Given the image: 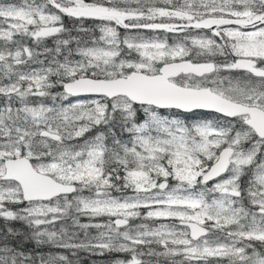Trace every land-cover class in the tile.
I'll return each mask as SVG.
<instances>
[{"label":"snow or ice","instance_id":"snow-or-ice-1","mask_svg":"<svg viewBox=\"0 0 264 264\" xmlns=\"http://www.w3.org/2000/svg\"><path fill=\"white\" fill-rule=\"evenodd\" d=\"M0 220V264H264V0H0Z\"/></svg>","mask_w":264,"mask_h":264},{"label":"trees","instance_id":"trees-1","mask_svg":"<svg viewBox=\"0 0 264 264\" xmlns=\"http://www.w3.org/2000/svg\"><path fill=\"white\" fill-rule=\"evenodd\" d=\"M3 225H4V221L3 220H0V228H2ZM13 226L14 227H20L19 224H14ZM81 255L84 256L85 254H81ZM85 259H86V257H85ZM96 259H103V258H96Z\"/></svg>","mask_w":264,"mask_h":264}]
</instances>
